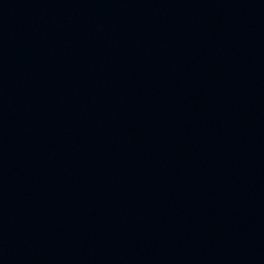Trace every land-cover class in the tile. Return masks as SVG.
<instances>
[{
	"label": "water",
	"instance_id": "95a60500",
	"mask_svg": "<svg viewBox=\"0 0 264 264\" xmlns=\"http://www.w3.org/2000/svg\"><path fill=\"white\" fill-rule=\"evenodd\" d=\"M0 264H264V0H0Z\"/></svg>",
	"mask_w": 264,
	"mask_h": 264
}]
</instances>
